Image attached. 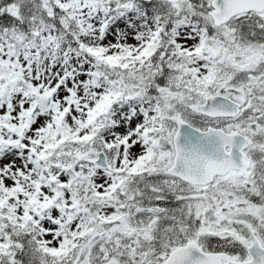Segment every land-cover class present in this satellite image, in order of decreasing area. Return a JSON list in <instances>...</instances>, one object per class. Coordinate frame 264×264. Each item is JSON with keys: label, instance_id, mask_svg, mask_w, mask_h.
<instances>
[{"label": "snow or ice", "instance_id": "obj_1", "mask_svg": "<svg viewBox=\"0 0 264 264\" xmlns=\"http://www.w3.org/2000/svg\"><path fill=\"white\" fill-rule=\"evenodd\" d=\"M0 264H264V0H0Z\"/></svg>", "mask_w": 264, "mask_h": 264}]
</instances>
